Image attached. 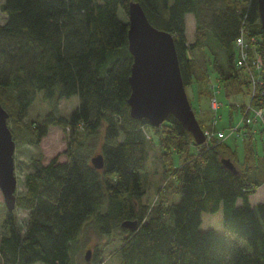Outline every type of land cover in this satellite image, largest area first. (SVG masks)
I'll use <instances>...</instances> for the list:
<instances>
[{
	"label": "trees",
	"instance_id": "16d2710c",
	"mask_svg": "<svg viewBox=\"0 0 264 264\" xmlns=\"http://www.w3.org/2000/svg\"><path fill=\"white\" fill-rule=\"evenodd\" d=\"M130 1L140 3L153 26L172 34L184 86L199 90L205 76L196 75L188 52L212 41L219 53L201 44L214 55L211 68L222 54L226 68L217 71L219 79L243 83L250 94L249 81L236 65L234 42L243 31L255 38L264 58L257 0H3L0 103L19 125L41 91L53 108L42 123L19 127L22 143L39 144L49 126L68 130V140L65 161L57 156L46 164L31 160L23 190L16 193V208L27 211L24 226L7 210L0 264H73L71 245L87 225L106 244L119 237L121 264H264V198L256 204L249 200L264 184V156L253 170L233 173L221 163L222 151L234 156L222 140L197 145L172 115L158 127L130 116L132 56L128 22L120 15ZM188 13L197 32L192 44L185 35ZM262 80L250 95L252 105H263L264 73ZM72 95L78 104L63 116L57 103ZM150 131L164 150L165 184L177 201L165 196L152 205L142 201ZM171 152L182 158L177 167ZM93 153L102 154V168L93 167ZM203 212L211 217L205 230L200 228ZM125 220H136L137 228L123 227ZM102 261L95 249L90 264Z\"/></svg>",
	"mask_w": 264,
	"mask_h": 264
},
{
	"label": "rangeland",
	"instance_id": "374dc122",
	"mask_svg": "<svg viewBox=\"0 0 264 264\" xmlns=\"http://www.w3.org/2000/svg\"><path fill=\"white\" fill-rule=\"evenodd\" d=\"M2 2L3 0H0V24L6 19V15L1 8ZM120 15L128 22L127 13L123 14L121 12ZM185 35L187 43L192 44L196 42L197 32L195 29V20L190 13L185 16ZM206 43L202 42L201 44ZM201 44L190 49L188 54L193 59L196 75L199 76V71H201L205 79H202V81L200 80L199 90H197L198 88L196 89V86H185L187 97L192 106L195 107L194 112L196 113V119L203 124V130L211 129L212 131L214 130V132H224L225 137L222 139V143L232 150L234 156L221 150L222 152L219 154L220 158H229L239 170L241 168L244 170L248 168L253 170V165L259 164L264 156V133H262L264 122L255 121L253 119L248 123L250 117H248L247 120L243 119L244 111L246 107L249 106L251 98L246 85L240 82L223 81L219 79L217 71L225 70L226 68L223 55L220 54L221 58L218 65L211 68L214 55L212 51L210 53ZM207 44L211 45L213 51L219 53L212 41H209ZM204 69H206V72ZM214 70H216V72ZM213 94L220 103L215 117L213 112L209 109V99ZM260 95V100L264 107V89L261 91ZM77 104V95L61 98L57 103L59 113L63 116H68ZM52 108V102L45 100L42 97V92L37 91L32 104L27 110L26 117L22 119L19 125L11 118H7L8 127L10 130H13L15 140L14 164L17 178V194L23 190V176L32 170L31 160L40 159L43 164H46L54 156H57L58 161L62 162L67 159V157L62 154V151L65 149L68 140V130H63L58 126H49L47 134L41 138L37 145L22 143L21 141L23 131H19V127L21 126L24 128L25 124H29V122L42 123L45 115ZM249 114H251V112ZM212 121L213 123H211ZM235 128L239 130L234 131L233 129ZM150 132L152 140L147 145L149 155L144 164V168L141 170V182L145 188V195L142 201L152 205L156 204L162 196L167 197L169 200L177 201L178 197L175 198L165 184L168 174L166 167L168 166L166 165V158H164L162 154L164 150L160 148L157 136L152 131ZM214 140L216 139L211 138L209 144L214 146L216 143L221 142ZM189 151H194V147L191 146ZM169 154L171 155L172 166L177 167L181 163L182 158L175 152ZM18 165L20 166L19 168ZM161 191H163V193H160ZM263 198L264 190L260 186L251 195V202L254 204L261 201ZM14 212L18 224L23 228L27 211L15 208ZM6 213L7 209L0 191V236L4 233L2 222ZM201 218L202 222L200 228L205 230L210 225L211 217L209 213L203 212ZM167 223L171 224L172 221L168 219ZM217 231H222V228H218ZM237 240L243 246L248 247L245 240L239 238H237ZM106 242L107 239L98 235L92 227L89 225L85 226L81 235L71 245L72 263L90 264L95 249H100L103 258L101 264H121V258L116 251L118 245L121 243L119 237L114 238V240L108 244H106ZM88 249L91 250V255L90 261L86 262L84 255ZM33 264L44 263L38 262Z\"/></svg>",
	"mask_w": 264,
	"mask_h": 264
},
{
	"label": "water",
	"instance_id": "95a60500",
	"mask_svg": "<svg viewBox=\"0 0 264 264\" xmlns=\"http://www.w3.org/2000/svg\"><path fill=\"white\" fill-rule=\"evenodd\" d=\"M259 21L264 46V0H257ZM127 49L132 56L130 67V95L127 99L130 116L146 119L150 126L158 127L174 116L188 130L197 145L205 142V134L196 119L182 80L172 34L153 26L142 6L130 1L128 8ZM8 112L0 103V191L8 211L16 208L17 178L15 175V141L7 124ZM93 167L100 169L104 161L98 153L90 158ZM221 163L233 173L238 169L229 158ZM136 220H125L122 226L135 230ZM91 250L85 252L90 261Z\"/></svg>",
	"mask_w": 264,
	"mask_h": 264
},
{
	"label": "built area",
	"instance_id": "2783aa9c",
	"mask_svg": "<svg viewBox=\"0 0 264 264\" xmlns=\"http://www.w3.org/2000/svg\"><path fill=\"white\" fill-rule=\"evenodd\" d=\"M255 43H256L255 38L247 37L243 31L242 34L239 35L234 42L235 53H236V65L237 68H241V70L244 72V74L246 75L249 81L251 96L256 92L258 85L262 84L263 82L262 76L264 73L263 55L256 48ZM219 104H220L219 101L213 94L209 99V109L213 112L214 117ZM250 112L251 114H249ZM244 117L243 119L246 120L248 117H250L248 123L253 119L255 121L264 122V107L262 105L249 104V106H247L245 109ZM211 123H213V121ZM233 130L237 131L239 129L235 128ZM203 131L206 138L204 142L205 144H207L211 138L222 140L225 137L224 132L221 131L214 132V130L212 131L211 129L210 130L206 129Z\"/></svg>",
	"mask_w": 264,
	"mask_h": 264
},
{
	"label": "crops",
	"instance_id": "0c3cea01",
	"mask_svg": "<svg viewBox=\"0 0 264 264\" xmlns=\"http://www.w3.org/2000/svg\"><path fill=\"white\" fill-rule=\"evenodd\" d=\"M260 187V186H259ZM261 188L264 190V184H262L261 185ZM256 191V190H255ZM252 195V194H251ZM251 195L249 196V200H250V202H251ZM256 203H258V202H256ZM256 203H254V204H256ZM251 204H253V202H251Z\"/></svg>",
	"mask_w": 264,
	"mask_h": 264
}]
</instances>
